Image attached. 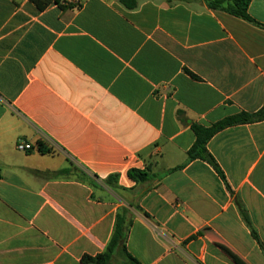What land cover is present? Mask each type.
<instances>
[{
	"label": "crops",
	"instance_id": "crops-1",
	"mask_svg": "<svg viewBox=\"0 0 264 264\" xmlns=\"http://www.w3.org/2000/svg\"><path fill=\"white\" fill-rule=\"evenodd\" d=\"M212 1L0 0V264H82L119 213L142 264H264V120L188 158L264 106V0Z\"/></svg>",
	"mask_w": 264,
	"mask_h": 264
},
{
	"label": "trees",
	"instance_id": "trees-1",
	"mask_svg": "<svg viewBox=\"0 0 264 264\" xmlns=\"http://www.w3.org/2000/svg\"><path fill=\"white\" fill-rule=\"evenodd\" d=\"M40 8H43L39 4V0H32ZM225 2H232L229 10L248 21H252L248 13V8L250 5V0H214L210 4L214 8L220 7ZM129 8H135L137 2L127 3ZM264 120V106L263 108L254 114L240 113L234 116L227 117L220 122L210 126L204 127L201 125H193V130L196 134V141L193 147L188 153V158L190 161L201 159L212 164L216 170L221 173L218 164L216 163L213 156L209 153L207 144L209 140L216 135L221 130L248 122L262 121ZM39 150L41 152H46L43 144L39 145ZM130 179L138 182H142L148 179V173L141 170L132 169L128 172ZM117 178L116 176H113ZM110 179L107 182L110 183ZM127 225H126V215L124 213H119L117 215V222L115 226L114 233L106 246L105 250L95 256L85 254L82 257V264H142L137 258H135L127 249Z\"/></svg>",
	"mask_w": 264,
	"mask_h": 264
},
{
	"label": "built area",
	"instance_id": "built-area-1",
	"mask_svg": "<svg viewBox=\"0 0 264 264\" xmlns=\"http://www.w3.org/2000/svg\"><path fill=\"white\" fill-rule=\"evenodd\" d=\"M17 149L23 152H29L34 149L32 144H29L23 140H19L17 143Z\"/></svg>",
	"mask_w": 264,
	"mask_h": 264
}]
</instances>
